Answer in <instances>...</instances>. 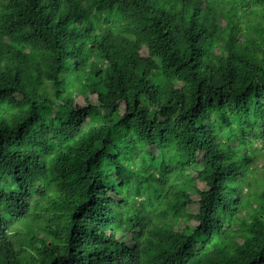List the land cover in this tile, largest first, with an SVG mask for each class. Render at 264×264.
Segmentation results:
<instances>
[{
    "label": "trees",
    "instance_id": "obj_1",
    "mask_svg": "<svg viewBox=\"0 0 264 264\" xmlns=\"http://www.w3.org/2000/svg\"><path fill=\"white\" fill-rule=\"evenodd\" d=\"M0 264H264V0H0Z\"/></svg>",
    "mask_w": 264,
    "mask_h": 264
}]
</instances>
